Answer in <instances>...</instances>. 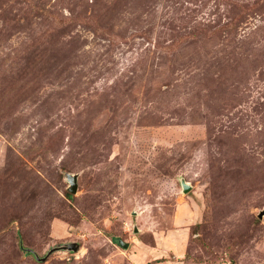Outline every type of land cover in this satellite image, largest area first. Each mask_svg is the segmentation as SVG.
Wrapping results in <instances>:
<instances>
[{"label":"rangeland","instance_id":"1","mask_svg":"<svg viewBox=\"0 0 264 264\" xmlns=\"http://www.w3.org/2000/svg\"><path fill=\"white\" fill-rule=\"evenodd\" d=\"M0 264H264V0H0Z\"/></svg>","mask_w":264,"mask_h":264},{"label":"water","instance_id":"2","mask_svg":"<svg viewBox=\"0 0 264 264\" xmlns=\"http://www.w3.org/2000/svg\"><path fill=\"white\" fill-rule=\"evenodd\" d=\"M68 179H69V182H70L69 189L72 192H76L77 191V188H78L77 175L76 174H68ZM183 187H184V191L187 192L191 188V185L189 183L183 182ZM260 216H262V214ZM76 246L77 245H74L72 243L68 247L69 248H73V247H76Z\"/></svg>","mask_w":264,"mask_h":264},{"label":"trees","instance_id":"3","mask_svg":"<svg viewBox=\"0 0 264 264\" xmlns=\"http://www.w3.org/2000/svg\"><path fill=\"white\" fill-rule=\"evenodd\" d=\"M115 240H116V242H117V241H119V239H118V240H117V239H115ZM120 243H122L121 245H124V246L126 245V243H124V242H123V241H121V240H120Z\"/></svg>","mask_w":264,"mask_h":264}]
</instances>
